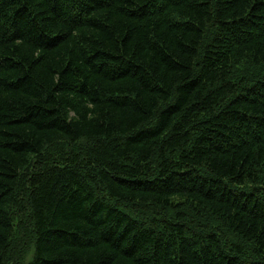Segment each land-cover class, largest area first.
I'll return each instance as SVG.
<instances>
[{
	"label": "trees",
	"instance_id": "16d2710c",
	"mask_svg": "<svg viewBox=\"0 0 264 264\" xmlns=\"http://www.w3.org/2000/svg\"><path fill=\"white\" fill-rule=\"evenodd\" d=\"M0 264H264V0H0Z\"/></svg>",
	"mask_w": 264,
	"mask_h": 264
},
{
	"label": "bare ground",
	"instance_id": "6f19581e",
	"mask_svg": "<svg viewBox=\"0 0 264 264\" xmlns=\"http://www.w3.org/2000/svg\"><path fill=\"white\" fill-rule=\"evenodd\" d=\"M248 31V30H247ZM107 49V48H106ZM36 50V49H35ZM46 54V53H45ZM209 76V75H208ZM130 81V80H129ZM108 83V82H107ZM65 95V94H64ZM189 98V97H188ZM251 106V105H250ZM230 110V109H229ZM55 132V131H54ZM141 194V193H140ZM137 195V194H136ZM141 196V195H140ZM49 208V207H48ZM110 218V217H109ZM117 231V230H116ZM93 237V236H92Z\"/></svg>",
	"mask_w": 264,
	"mask_h": 264
},
{
	"label": "rangeland",
	"instance_id": "374dc122",
	"mask_svg": "<svg viewBox=\"0 0 264 264\" xmlns=\"http://www.w3.org/2000/svg\"><path fill=\"white\" fill-rule=\"evenodd\" d=\"M254 73V72H253Z\"/></svg>",
	"mask_w": 264,
	"mask_h": 264
}]
</instances>
